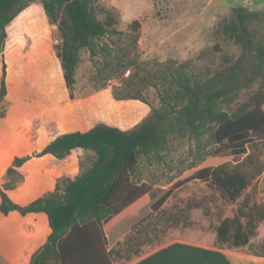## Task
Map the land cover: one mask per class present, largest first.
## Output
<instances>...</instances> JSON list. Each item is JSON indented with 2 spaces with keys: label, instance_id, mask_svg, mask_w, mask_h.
Instances as JSON below:
<instances>
[{
  "label": "rangeland",
  "instance_id": "obj_1",
  "mask_svg": "<svg viewBox=\"0 0 264 264\" xmlns=\"http://www.w3.org/2000/svg\"><path fill=\"white\" fill-rule=\"evenodd\" d=\"M93 4L100 20L115 17L118 33L99 39L95 56L81 49L73 98L58 55L61 34L41 0L31 1L9 29L5 51L0 54V82L5 63L8 90L0 100V174L5 175L16 156H30L23 171L8 176L2 185L15 200L44 196L59 179L75 178L93 164L91 150L76 149L63 159L38 155L52 138L72 129H88L95 120L134 129L154 109L162 108L161 94L171 87L162 79L170 72L169 66L187 62L195 76L209 79L238 60L245 61L248 70L258 64L255 51L246 52L230 38L225 24L232 20L234 6L264 9V0H93ZM134 21L140 22L139 30ZM253 28L264 38V22ZM262 90L264 70L218 107L233 113L252 104ZM139 94L147 105L130 97ZM214 129V122L197 132L170 128L162 159L151 162L143 157L134 176L150 185L151 203L141 211V232L134 231V238L121 242L119 264L177 241L221 247L233 264H264V221L246 246L229 248L217 241V226L235 214L244 195L229 202L212 183L192 177L207 154L219 147L212 136ZM249 152L258 165L264 164V139L253 142ZM245 157L230 159L229 166L252 168ZM166 193L161 209L153 211L151 204ZM248 193L251 201L264 203V171ZM198 202L201 206H194ZM131 222L124 219L111 235L122 233Z\"/></svg>",
  "mask_w": 264,
  "mask_h": 264
},
{
  "label": "trees",
  "instance_id": "obj_2",
  "mask_svg": "<svg viewBox=\"0 0 264 264\" xmlns=\"http://www.w3.org/2000/svg\"><path fill=\"white\" fill-rule=\"evenodd\" d=\"M31 1L0 0V54L5 51L11 25ZM41 2L48 16L58 25L62 38L58 55L73 98L81 49L87 48L92 55H97V41L108 33H118L117 22L112 15L100 20L93 0ZM232 11L233 18L225 24V32L242 44L246 52L255 51L258 61L255 67L248 70L245 61L238 60L213 77L203 79L188 69L187 62L169 66L170 72L162 75L171 86L161 94L162 108L154 109L151 117L136 128L123 129L95 120L88 129H72L52 138L38 154L63 159L76 149L91 150L95 159L88 170L75 178L59 179L54 190L26 205L18 203L1 186L0 209L4 214L17 210L22 214L44 212L48 217L46 242L32 254L29 264H114L107 231L151 203L150 185L134 176L143 157L151 162L162 159L170 128L179 126L197 132L209 122L215 123L212 136L219 147L207 154L205 162L197 167L192 177L212 183L229 202L244 195L235 214L225 217L217 226V241L220 245L238 248L257 236L264 221V203L251 201L250 194L245 195V191L264 171V164L258 165L254 154L249 152L253 142L264 139V90L255 94L252 104L233 113L218 106L221 100L232 99L244 86L254 82L264 70V38H259L253 28L264 22V9L238 5ZM133 25L140 29V22L134 21ZM6 76L4 63L0 100L8 94ZM130 97L148 104L141 94ZM243 155H246V162L253 164L252 168L229 166L230 159L238 161ZM29 158L16 156L2 185L8 176L23 171ZM167 196L168 193L151 204L152 210L159 211ZM194 206L199 207L201 203ZM142 221L134 225L125 240L134 238V231L141 232ZM133 264L233 263L221 247L177 241Z\"/></svg>",
  "mask_w": 264,
  "mask_h": 264
},
{
  "label": "crops",
  "instance_id": "obj_3",
  "mask_svg": "<svg viewBox=\"0 0 264 264\" xmlns=\"http://www.w3.org/2000/svg\"><path fill=\"white\" fill-rule=\"evenodd\" d=\"M12 162H10L9 166ZM6 176L7 170L5 175L3 173L0 174V188ZM32 200L27 202L16 201L24 205L30 203ZM1 202L0 191V205ZM143 209L126 218L127 220H132V222L122 233H116L114 236L111 235V233L115 232L114 228L117 225L110 231H107L110 250L113 252L114 264H119V259L121 258L120 243L124 241L126 235L132 230L134 225L141 220L140 215ZM48 234L49 220L46 213L29 212L22 214L14 210L6 215L0 209V264H29L32 254L46 242ZM256 257L263 258L260 255H256ZM137 260L128 264H133Z\"/></svg>",
  "mask_w": 264,
  "mask_h": 264
}]
</instances>
